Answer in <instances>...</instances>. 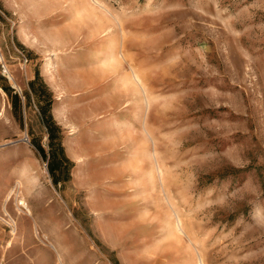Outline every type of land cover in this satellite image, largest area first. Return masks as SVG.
<instances>
[{
	"label": "rangeland",
	"instance_id": "obj_1",
	"mask_svg": "<svg viewBox=\"0 0 264 264\" xmlns=\"http://www.w3.org/2000/svg\"><path fill=\"white\" fill-rule=\"evenodd\" d=\"M0 204V264H264V0H0Z\"/></svg>",
	"mask_w": 264,
	"mask_h": 264
},
{
	"label": "bare ground",
	"instance_id": "obj_2",
	"mask_svg": "<svg viewBox=\"0 0 264 264\" xmlns=\"http://www.w3.org/2000/svg\"><path fill=\"white\" fill-rule=\"evenodd\" d=\"M52 68L54 69V70H56L57 68H58V63L57 62H55V63H53L52 65ZM10 77V76H9ZM10 79H12L11 77H10ZM13 81V85L15 84L16 85V83L14 82V80H12ZM124 114H126V111L124 112ZM121 124H123L122 126L120 125L119 126V133H118V135H117V137H116V141H118V142H125L126 143V145H127V147H129V146H131V140H132V137L134 136H130V134L128 133V132H126V133H123L121 130H123L122 128L123 127H128V126H130L131 125V120H130V118H128V117H125V118H123V120H122V123ZM128 141H130V143L128 144ZM137 149V147H135V149L134 150H136ZM134 150H131V148L129 149L128 148V152H132V151H134ZM73 151V150H72ZM75 153V152H74ZM118 155H121V153L118 151V153H117ZM4 179V178H3ZM2 180V179H1ZM20 184H21V182L20 181H16V183H15V186L14 187H12V189L9 191V193H8V195H7V197H6V200L7 201H9L11 198L13 199L12 200V202H13V205H14V208L17 210V213L19 214V217H17V220L16 219H14L10 214H8V212H6V214H8L9 215V221H6L8 224H11L12 226H11V230H10V237L6 240V244H7V251L8 250H10V249H12V246H13V242L15 241V239H14V236H16V237H18V236H20L21 234H22V231H21V228H19L20 226H19V218H20V215H26V216H28V217H30L31 216V214H32V212H31V208H30V206H29V204H28V202H27V199H26V197H24V196H19L18 194L20 193ZM9 186V185H8ZM2 187V186H1ZM2 196V195H1ZM20 197V198H19ZM7 204V203H6ZM1 205V204H0ZM2 206V205H1ZM104 207L107 209V208H109V203H104ZM1 208V207H0ZM5 208V207H4ZM5 210V209H4ZM15 210V211H16ZM24 216H22L21 217V219L23 218ZM25 226V225H24ZM32 234V233H31ZM34 236H37L38 238H41L40 237V233L38 232V230L37 229H34ZM32 238H33V236H32ZM43 238L45 239V241L46 242H48L49 243V239H48V236L46 235V234H44L43 233ZM19 239V238H18ZM31 239V238H30ZM35 239V238H34ZM22 241V240H21ZM30 241V240H29ZM19 242V241H18ZM25 243H27V240L25 241ZM28 244V243H27ZM32 244V243H31ZM25 245V244H24ZM49 246L53 249V252H54V254H55V256H56V260H57V263L58 264H66L64 261H63V259H62V254H61V251H60V249L58 248V246H56L55 244H53V243H49ZM38 247H40V246H38ZM45 247V246H44ZM43 249V248H42ZM40 250H41V248H40ZM9 252V251H8ZM7 252V253H8ZM11 252V251H10ZM9 252V253H10ZM39 253V252H38ZM40 254V253H39ZM41 258H43V260H49L50 258H49V256H48V253L46 252V253H44L43 255H42V257Z\"/></svg>",
	"mask_w": 264,
	"mask_h": 264
},
{
	"label": "trees",
	"instance_id": "obj_3",
	"mask_svg": "<svg viewBox=\"0 0 264 264\" xmlns=\"http://www.w3.org/2000/svg\"><path fill=\"white\" fill-rule=\"evenodd\" d=\"M3 88H5V89L7 90V87H3ZM16 102H18L17 98H15V106H17V104H18V103L16 104ZM43 112H44V110H43ZM48 126H49V125H48ZM49 138H50L51 141H53V139L56 138V137H55L54 135H49ZM41 150H42V149H41ZM42 151H43V150H42ZM50 169H51V170H54L55 167H51Z\"/></svg>",
	"mask_w": 264,
	"mask_h": 264
},
{
	"label": "crops",
	"instance_id": "obj_4",
	"mask_svg": "<svg viewBox=\"0 0 264 264\" xmlns=\"http://www.w3.org/2000/svg\"><path fill=\"white\" fill-rule=\"evenodd\" d=\"M38 224L36 222H33L32 230L37 229L38 230Z\"/></svg>",
	"mask_w": 264,
	"mask_h": 264
}]
</instances>
